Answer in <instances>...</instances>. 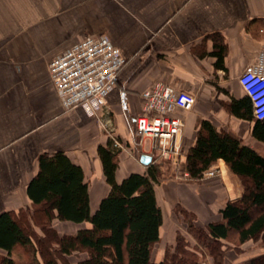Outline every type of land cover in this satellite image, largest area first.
I'll use <instances>...</instances> for the list:
<instances>
[{
    "label": "crops",
    "instance_id": "obj_1",
    "mask_svg": "<svg viewBox=\"0 0 264 264\" xmlns=\"http://www.w3.org/2000/svg\"><path fill=\"white\" fill-rule=\"evenodd\" d=\"M99 35L127 61L106 106L89 116L81 107H62L48 67L85 36ZM215 35L226 45L221 68L210 55ZM263 49L264 0H0V213L30 207L26 186L43 152L63 151L82 168L91 212L108 192L99 145L112 137L121 145L117 182L143 174L140 157L152 160L154 142L132 139L131 131L141 93L157 81L195 98L191 110L176 113L184 120L176 139L182 154L205 119L264 155V144L250 135L252 123L227 109L231 96L244 95L238 76ZM211 168L218 169L216 176L167 179L154 187L163 219L177 203L199 225L221 219L219 210L239 199L243 188L222 160ZM65 224L69 231L83 225Z\"/></svg>",
    "mask_w": 264,
    "mask_h": 264
},
{
    "label": "trees",
    "instance_id": "obj_2",
    "mask_svg": "<svg viewBox=\"0 0 264 264\" xmlns=\"http://www.w3.org/2000/svg\"><path fill=\"white\" fill-rule=\"evenodd\" d=\"M212 47L214 66L221 68L226 52L224 38L213 36ZM227 109L233 117L251 122V137L264 144V119L253 118L245 95L238 99L231 96ZM114 141L118 142L108 139L97 148L108 192L93 212L82 168L63 151L38 156L37 171L26 186L30 207L0 213V250L5 254L0 264H13L15 248L27 254L28 264H192L180 241L165 253L163 260H152V247L160 240L163 224L154 187L163 179L166 161L157 155L143 174L130 173L117 182L120 149ZM183 154L184 161L176 172L187 173L189 180L198 181L204 171L222 160L243 188L239 199L226 202L219 210V221L196 226L191 222L187 227L196 230L206 242L226 241L234 232L238 243L259 240L264 248V155L205 119L198 120L194 142ZM174 209L195 220L194 213L180 204ZM22 210H29L27 218L19 217ZM53 221L85 227L73 234L59 235L52 227ZM35 229L42 235H37ZM72 257L75 263L70 261ZM246 264H264V255Z\"/></svg>",
    "mask_w": 264,
    "mask_h": 264
},
{
    "label": "built area",
    "instance_id": "obj_3",
    "mask_svg": "<svg viewBox=\"0 0 264 264\" xmlns=\"http://www.w3.org/2000/svg\"><path fill=\"white\" fill-rule=\"evenodd\" d=\"M126 61L121 51L104 35L85 36L52 59L48 67L49 76L62 107H81L86 114L94 116L106 106V96L115 87L118 72ZM237 80L250 102L253 118L264 119V49L257 53L255 61ZM140 97L141 113L134 120L132 139L153 140V149L159 158L178 166L182 162V153L176 139L182 132L184 120L176 113L191 110L195 98L189 92L176 90L159 81L143 91ZM114 142L120 149L121 145ZM217 173L218 169H208L200 179ZM175 178L187 179L188 175L183 173Z\"/></svg>",
    "mask_w": 264,
    "mask_h": 264
},
{
    "label": "rangeland",
    "instance_id": "obj_4",
    "mask_svg": "<svg viewBox=\"0 0 264 264\" xmlns=\"http://www.w3.org/2000/svg\"><path fill=\"white\" fill-rule=\"evenodd\" d=\"M152 156L156 157L157 153L153 151ZM174 167L175 166L169 161L163 164L162 180L173 179L175 181H189L188 178L176 179V176H181L182 174L176 172L177 166ZM175 205L164 215L160 230V240L152 247V260L155 262L163 260L165 253L168 250H173L176 241L181 242L182 248L185 249L184 253L192 264H246L249 259L264 255V248L261 246L259 240H249L240 244L234 232L230 233L226 241L218 243L206 242L204 239L200 238L201 236H199L196 230L187 227L191 222L193 225H197L196 217L194 220L190 215L179 213L178 210L176 211L174 209ZM28 211L29 210L20 211L18 213L19 217L23 216L22 218H25ZM68 226L69 225L65 224V222L53 221L52 223V227L59 235L73 234L75 232V230L69 231ZM81 226L85 227V224ZM35 232L37 235H42V231L38 229H35ZM4 255L3 253V256ZM83 256L84 255H77L78 258ZM11 257L14 259L13 264H28V256L20 248H15ZM70 261L75 263L76 259L72 257Z\"/></svg>",
    "mask_w": 264,
    "mask_h": 264
},
{
    "label": "water",
    "instance_id": "obj_5",
    "mask_svg": "<svg viewBox=\"0 0 264 264\" xmlns=\"http://www.w3.org/2000/svg\"><path fill=\"white\" fill-rule=\"evenodd\" d=\"M140 162L141 164H143L144 166H147L150 162H151V157L144 154L140 157Z\"/></svg>",
    "mask_w": 264,
    "mask_h": 264
},
{
    "label": "bare ground",
    "instance_id": "obj_6",
    "mask_svg": "<svg viewBox=\"0 0 264 264\" xmlns=\"http://www.w3.org/2000/svg\"><path fill=\"white\" fill-rule=\"evenodd\" d=\"M183 155V154H182Z\"/></svg>",
    "mask_w": 264,
    "mask_h": 264
}]
</instances>
